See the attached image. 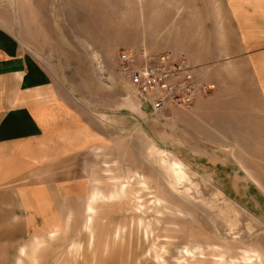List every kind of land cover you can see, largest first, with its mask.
<instances>
[{"label": "rangeland", "instance_id": "374dc122", "mask_svg": "<svg viewBox=\"0 0 264 264\" xmlns=\"http://www.w3.org/2000/svg\"><path fill=\"white\" fill-rule=\"evenodd\" d=\"M0 28L107 138L79 158L89 186L63 208L62 228L11 246L0 264H264V140L239 156L227 143L183 140L174 109L152 115L115 62L119 50L174 49L183 32L226 43L243 70L242 40H264V0H0ZM256 60L264 73V53ZM173 160L183 164L180 183Z\"/></svg>", "mask_w": 264, "mask_h": 264}, {"label": "crops", "instance_id": "0c3cea01", "mask_svg": "<svg viewBox=\"0 0 264 264\" xmlns=\"http://www.w3.org/2000/svg\"><path fill=\"white\" fill-rule=\"evenodd\" d=\"M177 8L158 12L187 11ZM185 35L174 49L152 50L183 52L214 91L188 112L173 108V125L185 141L227 143L232 156L245 155L248 141L264 140V73L255 62L264 40H242L246 68L235 70L226 43L190 42ZM78 105L60 96L48 68L0 28V254L61 229L63 208L89 186L77 175L79 158L106 143V130Z\"/></svg>", "mask_w": 264, "mask_h": 264}, {"label": "built area", "instance_id": "2783aa9c", "mask_svg": "<svg viewBox=\"0 0 264 264\" xmlns=\"http://www.w3.org/2000/svg\"><path fill=\"white\" fill-rule=\"evenodd\" d=\"M115 62L121 80L152 115L173 108L190 110L197 99L211 92L183 52L124 49L115 54Z\"/></svg>", "mask_w": 264, "mask_h": 264}, {"label": "bare ground", "instance_id": "6f19581e", "mask_svg": "<svg viewBox=\"0 0 264 264\" xmlns=\"http://www.w3.org/2000/svg\"><path fill=\"white\" fill-rule=\"evenodd\" d=\"M166 164L168 166L169 171L172 172L175 181L177 183H180L181 180L184 179V177H185V173L183 171V165L177 160H173L171 162L166 161ZM175 181H173V182H175ZM174 184H176V183H174ZM55 233L56 232H53L51 234H55Z\"/></svg>", "mask_w": 264, "mask_h": 264}]
</instances>
